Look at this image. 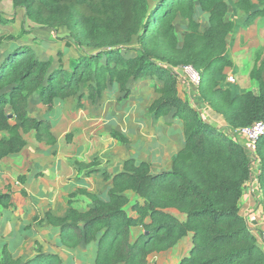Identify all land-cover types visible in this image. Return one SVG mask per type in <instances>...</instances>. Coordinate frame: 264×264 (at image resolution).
<instances>
[{
  "label": "trees",
  "instance_id": "trees-1",
  "mask_svg": "<svg viewBox=\"0 0 264 264\" xmlns=\"http://www.w3.org/2000/svg\"><path fill=\"white\" fill-rule=\"evenodd\" d=\"M26 16L55 30L66 28L72 44L82 54L71 66L52 67L29 46L0 51V160L20 152L23 133L34 130L39 141L57 142L46 119L30 115V98L53 109L58 99L83 96L96 101L111 85L125 97L137 80L157 79V96L149 106L156 119L172 114L182 120L184 143L169 171L153 173L151 164L126 158L122 170L110 178L109 196L102 199L86 192L92 205L71 207L64 216L48 212L47 221L62 229L65 245L75 248L97 242L95 264H148L149 255L164 252L192 233V247L178 264H264V248L241 213L244 187L258 162L254 195L264 210V133L250 156L238 140L240 129L264 122V59L253 65L251 78L258 86L237 89L227 84L229 36L244 22L252 25L264 16V0H12ZM231 7L237 15H230ZM198 11L206 13L202 27ZM0 9V24L9 22ZM186 32L180 38L177 27ZM22 32H26L25 29ZM17 40L15 35L0 36ZM135 43V45H133ZM192 65L201 72L198 90L203 100L221 114L232 134L212 125L187 99L179 95L178 75L173 70ZM9 114L13 116L10 118ZM16 118L18 122L13 123ZM121 142L127 138L114 131ZM133 191L140 199L130 205ZM10 192L0 194V212L12 205ZM177 209L183 217L169 211ZM141 226L135 241L131 230ZM37 253L22 261L7 244L0 250V264H62L59 255Z\"/></svg>",
  "mask_w": 264,
  "mask_h": 264
},
{
  "label": "crops",
  "instance_id": "crops-1",
  "mask_svg": "<svg viewBox=\"0 0 264 264\" xmlns=\"http://www.w3.org/2000/svg\"><path fill=\"white\" fill-rule=\"evenodd\" d=\"M151 81L154 80L133 81L131 84L133 90L130 93L132 95L126 98L124 108L115 104L104 113L103 116H107L113 123L118 122L115 131L122 133L128 140L123 143L110 136V139L105 141L108 146L99 145V148L108 150L107 155L90 151L88 148L94 142L89 138L85 139L83 133H78L70 142L62 141L63 134L70 127L71 118H68V111H64L61 105H59L61 108L59 113L55 111L54 115H49L46 119L51 123V130L57 138L55 144L39 141L34 130L31 131L32 133H23L26 140L23 149L0 160V194L8 191L12 196V205L2 208L0 212V250L7 244L15 257L26 261L37 253L38 245L46 253L59 255L62 264H95L97 242L83 243L75 248L68 247L61 239L62 229L49 223L46 214L50 212L56 216H64L71 207L79 210L88 209L92 201L86 194L87 191L107 199L110 178H105L104 173L112 177L120 172L126 158L135 157L137 160L150 162L153 173L171 169L173 158L184 143L183 123L172 114L156 119L149 112V106L156 98L154 96L150 99L149 104L144 102L151 96L149 85ZM158 85L161 86L160 83ZM178 90L179 95L189 100L192 105L195 101L198 102L193 106L201 112L205 120L232 134L225 118L203 100L198 85L195 88H188L186 81L182 80L178 83ZM134 95H138L139 98L131 99L132 104H130V98ZM141 102L143 105H139ZM199 102L203 103L201 107H198ZM57 107L58 105L53 111L57 110ZM8 136V132H0V138ZM238 140L241 141L240 134ZM121 151H124L125 157L119 159ZM108 159L113 161L110 162ZM93 161L97 164H93ZM258 166V162L253 163V175L245 184L244 194L240 200L241 213L245 217L246 210H252L255 202L257 211L264 213L254 195L258 185ZM81 193L87 198L79 199ZM127 193L134 192L130 190ZM169 211L183 217L177 209H169ZM130 214L136 215L134 211ZM262 216L264 217L262 214L257 217ZM256 220L261 222L258 218ZM249 226L251 228V225ZM260 228L264 234V226ZM141 229V226L132 228V241L136 240L143 230ZM251 230L259 237L256 231L252 228ZM134 231L138 232L135 236Z\"/></svg>",
  "mask_w": 264,
  "mask_h": 264
},
{
  "label": "rangeland",
  "instance_id": "rangeland-1",
  "mask_svg": "<svg viewBox=\"0 0 264 264\" xmlns=\"http://www.w3.org/2000/svg\"><path fill=\"white\" fill-rule=\"evenodd\" d=\"M0 9L2 10L4 16L10 19L9 22L0 24V36L15 35L18 37L17 40L10 39L3 42L0 47L2 54H7L8 51L14 49L17 45L29 46L39 57L43 59L52 57L53 60L51 68L58 66H71L75 61L74 59L82 54V50L79 46L72 44L70 39L65 38L68 34V30L66 28L55 30L50 27L37 24L26 16L24 8L15 7L12 0H0ZM230 15L237 18V15L234 13L232 7L230 9ZM197 18L202 27H206L208 25V16L206 13L198 11ZM23 29H25L26 32H22ZM177 31L179 37L182 38L186 32V26L183 21L178 22ZM133 45H135V43H133ZM229 55L233 59L234 65L233 67L226 68V83L234 85L237 89L247 90L249 88L257 87L258 81L251 78L250 72L254 67L253 65H255V67L259 66L261 61L264 59V16L256 19V21L250 26H245L244 22L237 24V28L229 36ZM230 77H233V79L231 80ZM150 80H154L149 82L150 92L152 93H150L151 96H149V99L144 98L146 100L144 101L145 104H149L148 102L151 101L150 99L157 96L155 89L158 83L161 84V82L156 78ZM178 80L180 82H182V80L186 81V86L188 88H195V86H197L189 80H186L184 77L178 76ZM132 87L133 86L131 85V88ZM145 91L147 92L148 90ZM137 97L139 98L138 95L132 96L129 103L132 104L131 99L135 100ZM126 98H128V96L125 97L124 93L119 91L117 86L111 85L106 91H104L102 97L96 101L89 97L86 90H84L83 96L75 95L62 100L58 99L55 103V106L58 105L57 110L53 111L54 108L49 109L46 105L41 103L39 96L35 94L30 98L29 112L33 117L47 119L49 115H54L55 111L59 113V109H61L59 105H61L64 111H68V118H71L69 124L70 127L66 129L63 134L62 141L70 142L73 137H77L78 133H83L85 139L89 138L92 142H94V144L88 148L90 151H95L97 154L101 155H107L108 150L106 151L103 150V148H99V145L106 144L105 141L110 139V136H112V133L115 131L118 122L113 123L109 118H107V116L104 117L103 115L105 112H108L111 106L115 104H119L122 108H124V105H126L127 102ZM104 101L105 104L101 108ZM142 102L139 105H143ZM196 102L197 101L194 103ZM202 104V102H199L198 107H201ZM142 108L145 109L144 107ZM12 121L13 123L18 122L15 117ZM27 133L32 132L29 131ZM246 140L247 139L244 136H241V141L245 145ZM124 155V151H121L119 159L123 158ZM96 159L97 158H95V160ZM113 159H108V161L112 162ZM94 161L93 164H97ZM129 196L130 203L128 205V211L132 212L130 205L138 199H142L134 193H130ZM78 197L79 199H83V197L86 196L81 193ZM254 204L255 205L252 210H246V219L249 225H251V228L257 232L259 242L264 247V234L263 230L260 228L261 226H264V217H257L261 214L264 215V213L258 212L256 202ZM257 218L258 220L260 219L261 222H257ZM138 232L134 231V236ZM28 246L29 245H27V247ZM191 247L192 233L185 236L178 246L164 252H154L150 254L148 264H178L181 259L189 253Z\"/></svg>",
  "mask_w": 264,
  "mask_h": 264
},
{
  "label": "built area",
  "instance_id": "built-area-1",
  "mask_svg": "<svg viewBox=\"0 0 264 264\" xmlns=\"http://www.w3.org/2000/svg\"><path fill=\"white\" fill-rule=\"evenodd\" d=\"M179 77H184L186 80L198 85L202 80L201 72L192 65H181L173 69ZM232 80L233 77H230ZM240 135L246 140V148L250 156L256 155V147L258 138L264 133V122L257 121L251 126L243 127L240 130Z\"/></svg>",
  "mask_w": 264,
  "mask_h": 264
},
{
  "label": "water",
  "instance_id": "water-1",
  "mask_svg": "<svg viewBox=\"0 0 264 264\" xmlns=\"http://www.w3.org/2000/svg\"><path fill=\"white\" fill-rule=\"evenodd\" d=\"M13 115L12 114H9V117L11 118Z\"/></svg>",
  "mask_w": 264,
  "mask_h": 264
}]
</instances>
